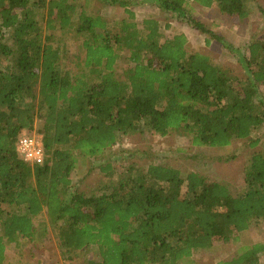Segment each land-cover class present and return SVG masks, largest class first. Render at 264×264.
Segmentation results:
<instances>
[{
	"label": "trees",
	"instance_id": "1",
	"mask_svg": "<svg viewBox=\"0 0 264 264\" xmlns=\"http://www.w3.org/2000/svg\"><path fill=\"white\" fill-rule=\"evenodd\" d=\"M94 1L124 9L128 19L109 22L83 7L75 20L79 0H0V264L7 247L24 259L27 242L52 248L50 227L63 255L96 250L84 264H181L264 221V42L248 45L247 85L238 86L209 57L190 54L184 35L166 38L154 19L140 27L134 1ZM148 1L187 21L208 44L231 49L189 13L186 0ZM189 1L245 21L252 0ZM69 30L83 37L77 74L64 67L65 44L52 34ZM122 51L131 66L119 79ZM25 130L43 136V165L17 153ZM145 132L185 133L196 147L246 141L262 151L252 155L237 196L204 175L163 165L131 164L118 175L113 161L122 156L108 158L107 151ZM83 160L100 162L107 179L86 194L71 182ZM43 215L47 222L36 227ZM32 254L30 264H43ZM263 254L264 244H256L217 264H260Z\"/></svg>",
	"mask_w": 264,
	"mask_h": 264
},
{
	"label": "rangeland",
	"instance_id": "2",
	"mask_svg": "<svg viewBox=\"0 0 264 264\" xmlns=\"http://www.w3.org/2000/svg\"><path fill=\"white\" fill-rule=\"evenodd\" d=\"M186 1V9L189 13L204 23L214 34L222 37L223 42L229 43L231 49L214 39L208 44V37L193 29L187 21L161 12L155 16L161 22L163 35L168 39L174 38L176 35H184L187 38V50L190 54L199 53L209 57L215 65L233 78L234 85H238V83L245 85L247 76L242 60L248 55L247 47L254 41L264 42V0L251 1L250 16L245 21L227 18L215 6L206 9L189 0ZM83 7H86L90 15L106 17L109 22L128 19L125 10L120 7L103 5L94 0H79V8L74 16L75 20ZM135 11L137 14L136 23L140 27L143 20L154 16L155 13H152V10L146 12L141 7H136ZM43 27H45L44 23ZM52 34L55 40L65 44L64 67L71 73L77 74L76 62L79 61V58L85 57V52L80 51L83 37H79L70 30L65 33L53 32ZM128 57L129 53L122 51L121 59L115 65V72L119 79L124 78L125 70L131 66ZM258 89L264 97V85H260ZM258 136L261 134L254 135L255 138ZM261 151V145L256 149H251L247 146L246 141H239L224 148L196 147L192 145L190 136L185 133L173 132L168 137H160L145 132L144 134L123 136L114 148L107 151V154L108 158L115 154L117 157L122 156L120 161H113L118 175L131 164L144 169L151 164L163 165L178 169L184 175L189 172L204 175L213 182L225 184L231 194L237 196L241 195L245 189L243 178L245 168L249 165L252 155ZM100 164L96 160H83L79 163L72 174L71 181L77 191L86 194L92 191L99 181L105 180L98 168ZM43 221L47 222L45 215L35 218L36 227ZM47 234L51 239L52 248L42 252L39 251L40 249H35L36 247H31L27 242L22 254L23 256L26 254L27 257L23 259L19 257V253L14 247H10L7 249L6 255L9 261L5 264H30L31 257L28 255L30 251L33 252L34 258L45 257L48 264H84L88 260L97 258L95 249L71 254L72 256H69L70 254L63 255V252L57 248V239L53 228L50 227ZM256 244H264V221L253 224L243 234H237L236 238L228 244L220 242L216 243L212 250L195 252L193 257L181 264H217L237 257L243 249ZM260 264H264V254L260 256Z\"/></svg>",
	"mask_w": 264,
	"mask_h": 264
},
{
	"label": "built area",
	"instance_id": "3",
	"mask_svg": "<svg viewBox=\"0 0 264 264\" xmlns=\"http://www.w3.org/2000/svg\"><path fill=\"white\" fill-rule=\"evenodd\" d=\"M17 153L26 163L31 165H43L46 159L43 136L36 131H23L20 133L17 145Z\"/></svg>",
	"mask_w": 264,
	"mask_h": 264
},
{
	"label": "crops",
	"instance_id": "4",
	"mask_svg": "<svg viewBox=\"0 0 264 264\" xmlns=\"http://www.w3.org/2000/svg\"><path fill=\"white\" fill-rule=\"evenodd\" d=\"M132 1H134V4L130 7L131 8V10L135 13V15H136V17H137V14H136V11H135V9H136V7H141L143 10H145L146 12H148L149 10L151 11L152 10V13L153 12H155L154 13V16H149L148 18H146L145 20H149V19H154V20H156L157 22H159L160 23V25H161V22L158 20V18L155 16V14H157V15H159L162 11H160L155 5H153L151 2H149L148 0H137V1H135V0H132ZM201 7V6H200ZM203 8V7H202ZM144 21V20H143ZM162 26V25H161ZM34 223H35V219H34ZM11 247H14V246H11ZM8 248H10V247H7L6 248V255H7V249ZM18 253V252H17ZM5 255V257H6V259H5V262H4V264L5 263H7V261H9V258L7 257ZM19 255V254H18ZM21 255V254H20ZM20 255H19V257H20ZM20 258H23V257H20ZM43 258H44V260L46 261V259H45V257H42V261H43V264L44 263H46L44 260H43ZM24 259V258H23ZM36 260V259H35ZM35 261H33V263H34ZM38 261H36V263H37ZM26 264V263H25ZM46 264H48V263H46Z\"/></svg>",
	"mask_w": 264,
	"mask_h": 264
}]
</instances>
